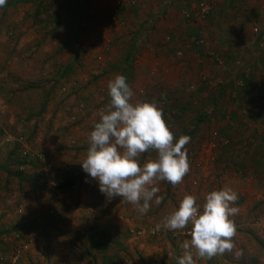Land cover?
Listing matches in <instances>:
<instances>
[{"label":"rangeland","instance_id":"obj_1","mask_svg":"<svg viewBox=\"0 0 264 264\" xmlns=\"http://www.w3.org/2000/svg\"><path fill=\"white\" fill-rule=\"evenodd\" d=\"M58 1L66 5L59 27L34 24L27 4L0 8V264H178L192 225H156L186 194L202 206L224 187L238 194L235 248L210 260L191 249L195 264H264V133L254 118L264 102L245 89L264 84V0ZM214 28L242 38L226 63L210 61L223 52ZM131 49L134 101L158 103L174 142L191 137L189 173L176 186L158 182L165 199L143 215L101 193L80 164L110 103L108 81L122 75ZM68 166L79 182L60 192L53 176ZM16 171L21 181L7 175ZM103 230L121 246L98 248L92 239Z\"/></svg>","mask_w":264,"mask_h":264},{"label":"clouds","instance_id":"obj_2","mask_svg":"<svg viewBox=\"0 0 264 264\" xmlns=\"http://www.w3.org/2000/svg\"><path fill=\"white\" fill-rule=\"evenodd\" d=\"M7 0H0V8ZM110 103L99 109V120L89 136V148L81 167L99 185L108 198L122 197L146 214L151 202L160 205L165 197L158 195L160 181L172 186L183 182L190 171L188 149L190 136L174 134L163 118V109L153 100L134 101L135 93L124 75L117 74L107 84ZM155 152L143 164L145 153ZM87 182V180L85 181ZM238 194L230 187L206 194L201 206L195 195L186 194L178 210L164 217L156 231L182 230L192 225L190 240L184 241V254L178 264H195L197 258L212 259L231 253L235 248L236 224L231 217L239 213L233 205ZM242 255L237 252L236 256Z\"/></svg>","mask_w":264,"mask_h":264},{"label":"trees","instance_id":"obj_3","mask_svg":"<svg viewBox=\"0 0 264 264\" xmlns=\"http://www.w3.org/2000/svg\"><path fill=\"white\" fill-rule=\"evenodd\" d=\"M65 2H60L58 0H7V3L4 7L1 9L4 11L7 8L15 7L19 4L21 5H30L33 8V14L31 16V21L36 25H43L46 26H53V27H59L63 24L64 19L61 18V12L65 11L66 5H64ZM76 14L77 12L71 13L70 18L73 21H76ZM131 52L126 57L125 63H123V68L121 74L124 76H127L130 70V59H131ZM76 62V61H75ZM74 63L67 65L64 72H69L73 67ZM63 72H61L58 77H62L61 75ZM28 157H23L21 160H18L17 158L14 159L15 166L19 168L23 164H25ZM24 161V162H23ZM30 164L31 162H27ZM32 166V165H31ZM33 167V166H32ZM74 166H68L65 167V169H62L60 171L55 172L53 176V180L55 182V188L60 192H68L72 190L76 184L79 182L78 178L74 175ZM17 173H9L7 172L9 177H12V175L18 179V181L23 179L22 171H16ZM52 212L51 214H53ZM11 232L9 229L7 231V234ZM98 248H104L109 247L111 243H114V245L120 247L121 245L118 243V239H115L106 231L103 230L96 234L95 239H92Z\"/></svg>","mask_w":264,"mask_h":264},{"label":"crops","instance_id":"obj_4","mask_svg":"<svg viewBox=\"0 0 264 264\" xmlns=\"http://www.w3.org/2000/svg\"><path fill=\"white\" fill-rule=\"evenodd\" d=\"M229 25H230V22L228 23L227 20L226 21L224 20V21H222V25H219V26L220 27L221 26L229 27ZM199 31L201 32V27H200ZM220 32H221L220 29L217 30L214 28L212 34L217 35L218 46L215 47V49L223 51V52H222V54L217 53V52H213L212 58L210 60L212 63H213V61L216 62L215 59L222 60L226 63V60L230 59L229 54L232 55V53L235 50V48H233L232 42H236V43H238V45L240 42H242V38L240 37L238 39L236 36H234L230 28L225 29V31H223L221 33ZM217 33H219V35ZM193 54H194V56H196L194 52H193ZM262 60H264V57H260V59H258L257 61H262ZM254 62H255V59L251 62L252 65L249 68V70H251V71L253 70L252 69L253 67L258 66V64H253ZM217 65H218V67H220L221 71L225 72L227 70V64H225L226 67L224 66L223 63L221 65H219V64H217ZM258 82H260V80L257 78L256 83H258ZM255 86H256L255 84L253 86L250 83L246 82L245 89L248 91L247 94L250 95L251 91L255 90V96H256V99L258 100L257 103L260 105H263L262 102H264L263 101L264 100V84L263 85L258 84L256 86V88L258 87V89H255ZM247 100H248V98H247ZM254 118H255V121L258 123L256 128H259V126H261V124L263 123V130L262 131L264 133V113H261V114L257 113L256 115H254ZM257 132H261V130H257ZM263 145H264V138L261 139V144H260L259 148L262 149Z\"/></svg>","mask_w":264,"mask_h":264}]
</instances>
